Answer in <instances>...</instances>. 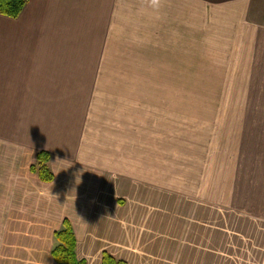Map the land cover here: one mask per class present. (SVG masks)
I'll list each match as a JSON object with an SVG mask.
<instances>
[{
	"label": "crops",
	"instance_id": "0c3cea01",
	"mask_svg": "<svg viewBox=\"0 0 264 264\" xmlns=\"http://www.w3.org/2000/svg\"><path fill=\"white\" fill-rule=\"evenodd\" d=\"M197 52L221 63L234 103L221 96L231 120L221 119L219 171L203 174L202 196L159 189L158 123L146 91L124 88L193 84L131 71L154 67L148 53L193 69ZM41 151L52 182L31 169ZM65 219L87 264L104 252L205 264L213 239L242 264H264V0H27L18 17L0 13V264H60Z\"/></svg>",
	"mask_w": 264,
	"mask_h": 264
},
{
	"label": "rangeland",
	"instance_id": "374dc122",
	"mask_svg": "<svg viewBox=\"0 0 264 264\" xmlns=\"http://www.w3.org/2000/svg\"><path fill=\"white\" fill-rule=\"evenodd\" d=\"M175 57L176 55L159 54L157 59L148 53V66L159 65V68L156 70L149 67V70L131 71L133 79H140L143 83L144 78L149 82L150 78H190L189 81H193V84L157 86L148 84L124 88L125 91L128 88L138 94L146 91L149 125L158 123L156 126L159 134L153 136L157 137L159 142V189L171 192L184 190L192 193L196 189L197 196H202L203 174L209 173L214 179L219 171L222 152L219 140L221 119L228 121V125L231 120L230 117L227 119L221 117V96L224 93L227 95V89L219 84L221 65L219 61L205 63L204 54L197 52L193 69H179L172 68L179 65L172 61ZM229 99L228 96L227 109L232 110L234 103L230 105ZM224 104L226 106V102ZM143 120L142 117L141 125ZM152 133L154 131L148 129L146 135L149 143L156 142L152 139ZM212 185L214 195L219 190V182L213 181ZM171 192H168L169 196L172 195ZM173 196L174 199L177 198L176 195ZM171 198L163 197L160 200L167 201ZM215 199H212L213 224L219 220L218 214L214 215V211L218 210L215 208ZM213 233L215 234L214 229ZM212 241V253H206L205 264H242L236 259L234 247L219 245L218 239ZM224 248L225 253L221 252ZM232 252L233 254H230Z\"/></svg>",
	"mask_w": 264,
	"mask_h": 264
},
{
	"label": "trees",
	"instance_id": "16d2710c",
	"mask_svg": "<svg viewBox=\"0 0 264 264\" xmlns=\"http://www.w3.org/2000/svg\"><path fill=\"white\" fill-rule=\"evenodd\" d=\"M27 0H0V13L9 17H18L22 12ZM50 154L46 151L39 152L37 162L32 165V171L36 172L40 179L45 182H52L54 173L49 167ZM57 245L52 251L53 258L60 264H87L79 260L76 255L77 239L73 227L68 219L64 220L63 228L55 232ZM102 264H129L126 261L118 260L111 254L104 252Z\"/></svg>",
	"mask_w": 264,
	"mask_h": 264
},
{
	"label": "clouds",
	"instance_id": "9594fccd",
	"mask_svg": "<svg viewBox=\"0 0 264 264\" xmlns=\"http://www.w3.org/2000/svg\"><path fill=\"white\" fill-rule=\"evenodd\" d=\"M150 4L151 6L158 8L161 5V0H150Z\"/></svg>",
	"mask_w": 264,
	"mask_h": 264
}]
</instances>
